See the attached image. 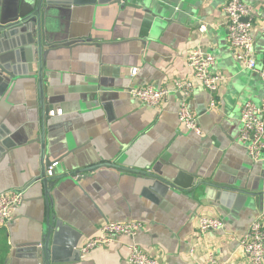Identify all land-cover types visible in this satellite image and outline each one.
Segmentation results:
<instances>
[{"label":"crops","instance_id":"1","mask_svg":"<svg viewBox=\"0 0 264 264\" xmlns=\"http://www.w3.org/2000/svg\"><path fill=\"white\" fill-rule=\"evenodd\" d=\"M38 1L0 0V11L15 17L19 5L29 10ZM226 2L44 1L45 62L16 54L10 38L3 40L2 53L11 58L2 64L23 75L0 97V193L23 190L25 202L0 228V264H130L132 245L162 264H209L210 252L224 264H250L239 239L264 211V194L241 201L223 198L221 188L263 191L264 155L253 161L238 133L243 105L261 104L264 84L228 42ZM247 2L255 58L264 68V0ZM196 47L216 59V92L194 79L187 55ZM176 81L194 83L190 106L202 134L180 122L179 92L156 108L130 94ZM45 106L62 114L46 118ZM47 162L54 166L51 199L38 180ZM180 171L197 175L191 187L169 186ZM201 216L221 218L224 228L201 233ZM108 221L143 229L82 253Z\"/></svg>","mask_w":264,"mask_h":264},{"label":"built area","instance_id":"2","mask_svg":"<svg viewBox=\"0 0 264 264\" xmlns=\"http://www.w3.org/2000/svg\"><path fill=\"white\" fill-rule=\"evenodd\" d=\"M224 10L227 16L228 42L235 53L238 62L246 68L257 72L264 84V68H259L255 58L254 46V8L247 0H227ZM205 26L201 27L204 30ZM187 63L193 69L194 79L209 91L216 92L221 84L222 77L214 72L216 59L212 53L201 47L192 49L187 55ZM137 69H133L135 75ZM194 91L192 81H176L173 88L152 85L134 87L130 94L148 107H160L166 103L172 92L181 95L180 109L178 112L180 122L191 132L202 134L197 117L190 106V98ZM51 116L62 114V109L51 110ZM239 142L244 145L250 158L255 161H263L264 155V101L256 104L249 100L245 102L240 114V126L238 133ZM53 167L50 166L47 175L53 176ZM79 179L80 176H74ZM25 202L23 190H9L0 193V228L6 225L14 217L15 212ZM224 228V222L216 216L199 217V230L207 233L212 230ZM143 225L140 222L104 223L99 233L87 239L80 248L82 253H88L97 247L111 245L115 237L124 234L135 236ZM240 247L249 257L250 264H264V211H261L251 222L249 227L240 236ZM128 262L130 264H162L159 258L151 256L137 245L129 248ZM209 264H224L219 261L212 252L208 254Z\"/></svg>","mask_w":264,"mask_h":264},{"label":"water","instance_id":"3","mask_svg":"<svg viewBox=\"0 0 264 264\" xmlns=\"http://www.w3.org/2000/svg\"><path fill=\"white\" fill-rule=\"evenodd\" d=\"M44 1L46 3H49L51 0H39L37 5L32 7L29 10H24L23 3L19 5V12L15 17H5L4 11H0V46L6 38H10V48L13 47L14 50H16V54H19L21 50V53H24V55L27 57L29 54H34L37 56L40 61H44L46 59V56L49 51L44 50V41H43V33H42V7L44 5ZM8 42V41H7ZM73 44V43H70ZM9 51V49H7ZM24 57V56H23ZM9 58H11V55L3 54L1 47H0V97L4 94L7 87L15 80V77L17 75H23L17 74V72L13 71L11 67H6L2 63L7 61ZM19 59V57H18ZM24 60V58H23ZM41 88H42V82H40ZM44 112L46 118H48V113L50 112V108L48 106L44 107ZM2 124L0 123V134L2 132L1 128ZM50 163L47 162V167ZM50 167V166H49ZM197 175L195 174H189L185 173L184 171H180L178 175L175 177V179L169 184V186H176L180 185L182 187H191L193 184L195 177ZM185 178V179H184ZM52 177H49L47 173L45 172L40 180L43 184L45 195L51 199V187L50 182L52 181ZM37 180V181H38ZM81 180V177H80ZM186 180V182H185ZM155 184H161V180L158 178L155 181ZM260 186L261 190L264 191V171L261 173L260 176ZM260 187L256 190H252L251 192H246L244 189H240L237 187L232 186H225L221 188V196L227 197H237L241 201H246L248 197H259L262 196L264 193L263 191H259ZM50 232V231H49ZM50 234V233H49ZM49 248V240L46 242L45 249L47 250ZM42 264V262H41ZM47 264H50L49 261H47Z\"/></svg>","mask_w":264,"mask_h":264}]
</instances>
